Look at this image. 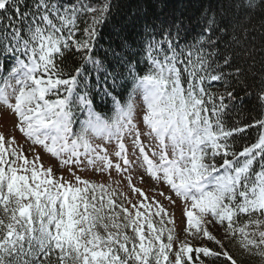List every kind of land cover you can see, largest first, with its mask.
Listing matches in <instances>:
<instances>
[{"label": "snow or ice", "instance_id": "1", "mask_svg": "<svg viewBox=\"0 0 264 264\" xmlns=\"http://www.w3.org/2000/svg\"><path fill=\"white\" fill-rule=\"evenodd\" d=\"M157 7L0 0V264H264V0Z\"/></svg>", "mask_w": 264, "mask_h": 264}, {"label": "trees", "instance_id": "2", "mask_svg": "<svg viewBox=\"0 0 264 264\" xmlns=\"http://www.w3.org/2000/svg\"><path fill=\"white\" fill-rule=\"evenodd\" d=\"M118 2L121 5V9H120L121 13H132V12L136 11L138 7H140L141 9L149 10V11L158 10V7L156 9H153L152 5L153 4L158 5L160 0H118ZM181 2L186 4V3H188V0H176L177 8L180 7ZM205 2H206V0H205ZM194 7H195V5L193 6V8ZM248 26L250 28L255 29V31L252 33V35L256 38L257 42L259 43L261 33L264 32V13H262L261 10H259V9L256 12L252 13L251 19L248 22ZM245 107L247 109H250V110L252 109L251 104H248ZM259 115H260V110L255 109V110H252L250 113L245 112L244 118L248 119L250 121L251 116H256L257 118H259ZM256 134H257L256 129H250L246 135L251 137L252 140L254 141ZM94 179L99 181V179L97 177H95ZM229 247H231V245H229ZM244 264H258V262L249 261V260L245 259Z\"/></svg>", "mask_w": 264, "mask_h": 264}, {"label": "rangeland", "instance_id": "3", "mask_svg": "<svg viewBox=\"0 0 264 264\" xmlns=\"http://www.w3.org/2000/svg\"><path fill=\"white\" fill-rule=\"evenodd\" d=\"M18 135H19V134H18ZM45 162L47 163V161H45ZM97 178L100 179L98 176H97ZM97 181H98V180H97ZM143 187H144L145 189H147V185H146V184L143 185ZM176 218H177V220H176L177 225H179V224H180V218H181V212H180L179 209L176 210Z\"/></svg>", "mask_w": 264, "mask_h": 264}]
</instances>
